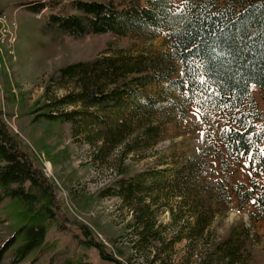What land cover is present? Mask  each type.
<instances>
[{"label": "trees", "instance_id": "trees-1", "mask_svg": "<svg viewBox=\"0 0 264 264\" xmlns=\"http://www.w3.org/2000/svg\"><path fill=\"white\" fill-rule=\"evenodd\" d=\"M11 8L30 17L20 21L26 32L22 35L26 51L30 48L31 52L34 42L46 40L48 47L40 53L43 58L70 48L69 38L109 33L144 39L165 36L169 49L155 53L115 48L112 53L96 54L93 50L84 58L57 65L48 77L46 94L52 88L67 91L53 94L36 119L69 122L73 134L81 132L95 145L93 160L116 176L100 196L119 197L133 213L130 226L138 253L149 250L156 262L163 259L159 252L187 239L188 250L198 241L207 244L193 264H239L244 238H235L231 232L212 242L206 234L212 218L200 209L211 200L210 192L201 191L190 201L187 182L170 184L165 171L155 169L132 173L124 162L128 155L158 140L163 109H175L182 101L186 110L189 103L197 102L203 119L224 117L229 127L220 138L227 153L247 158L253 175L259 176L257 180L252 177L251 187L238 183L234 193L241 204L253 199L252 216L264 220V126L256 124L264 121V111L251 91L252 85L264 88V0H12L0 5L1 12ZM32 27L39 38L34 32L27 35ZM162 82L177 94L151 97L148 86ZM163 100L167 106L159 108ZM115 152L118 163L109 160ZM173 196L181 197L180 205L186 203L185 197L196 218L168 232L173 224H160L159 200ZM178 217L182 216L175 215L173 223ZM0 221L8 223L7 237L0 242V264H94L85 253L91 247L98 248L104 259L122 264L83 223L79 225L84 237L74 245L78 250L61 247L60 240L51 237V232L67 230L74 222L59 204L54 183L1 116ZM191 258L189 250L187 259Z\"/></svg>", "mask_w": 264, "mask_h": 264}, {"label": "rangeland", "instance_id": "rangeland-1", "mask_svg": "<svg viewBox=\"0 0 264 264\" xmlns=\"http://www.w3.org/2000/svg\"><path fill=\"white\" fill-rule=\"evenodd\" d=\"M9 1L12 0H0V5ZM24 18L30 17L16 8L0 14V116L21 147L32 154L35 164L54 183L59 204L67 218L74 222L67 230L51 232V237L59 239L61 247L70 245L75 249L76 242L84 237L79 225L83 223L92 230L95 238L104 243L106 252L122 264H162L164 260L167 264H193L192 260H200V253L207 244L196 242L189 249L194 258L187 259V239L169 245L166 252H159L164 260L152 262L153 254L149 250L143 251L144 254L138 253L130 226L133 213L122 205L119 197L100 196V191L116 176L110 168L93 160L95 145L90 144L83 133L73 134L69 122L36 119L42 112L41 106L53 94L60 96L67 91L66 88H52L46 94L48 77L57 65L84 58L93 50L96 54L104 51L112 53L115 48H128L126 51L133 53H155L169 49L165 36L161 34L144 39L109 33L69 38L70 48L58 52L55 57L43 58L40 53L48 47L45 39L34 42L31 52L28 49L30 53L25 50L22 35L26 32L23 33L20 27ZM34 30L37 31L32 27L27 35H33ZM34 33L39 38V34ZM251 89L264 111V88L253 85ZM147 92H151L149 95L153 98L177 94L167 82L150 84ZM157 106L163 108L167 103L163 100ZM178 110L185 111L186 115L182 116ZM161 115L158 117L162 125L161 128L159 126L158 140L128 155L124 165L130 167L132 173L143 169L165 171L166 182L170 184L187 182L186 197L190 201L201 191L210 192L211 200L200 209L212 218V224L206 231L210 234V241L219 242L233 232L235 238L245 240L238 263L264 264V220L252 216L256 210L253 199L241 204L234 193V187L240 182L251 186L254 175L247 158L239 154L231 157L225 149L220 134L229 127L228 122L220 114L203 119L197 102L189 103L185 110L180 101L175 109H163ZM256 124L261 128L264 121L257 120ZM261 148L264 151V145ZM117 152L110 155L109 160L115 159L114 162L118 163ZM254 178L257 180L259 176ZM260 181L263 182V179L260 178ZM183 200L186 201L184 205H180L182 199L179 196L159 200L162 203L158 219L160 224H173L167 227L168 232H175L176 228L188 221L194 222L196 218L192 215L194 211L190 214L185 197ZM153 208L158 209L156 205ZM178 214L182 217L173 223L174 216ZM7 224L0 221V242L7 237L4 231ZM85 253L94 264H118L104 259L95 247L88 248Z\"/></svg>", "mask_w": 264, "mask_h": 264}, {"label": "snow or ice", "instance_id": "snow-or-ice-1", "mask_svg": "<svg viewBox=\"0 0 264 264\" xmlns=\"http://www.w3.org/2000/svg\"><path fill=\"white\" fill-rule=\"evenodd\" d=\"M186 51H189V50H188V49H186ZM200 83H202V84H203V83H205V81H204L203 79H201V80H200ZM201 135H203V134H201Z\"/></svg>", "mask_w": 264, "mask_h": 264}]
</instances>
